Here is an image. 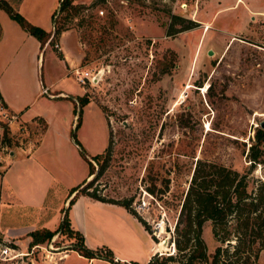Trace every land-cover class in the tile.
<instances>
[{"label": "rangeland", "instance_id": "rangeland-1", "mask_svg": "<svg viewBox=\"0 0 264 264\" xmlns=\"http://www.w3.org/2000/svg\"><path fill=\"white\" fill-rule=\"evenodd\" d=\"M8 1L32 24L44 29L52 24L51 31L54 19L67 14L57 11L59 0ZM231 2L104 0L80 9L64 23L74 40L70 53L80 54L64 77L49 57L54 52L65 58L59 35L41 43L0 7V86L13 90L12 109L18 113L0 91V264H86L69 250L78 237L68 235L65 226L40 243H33L29 232L59 226L63 216L60 220L57 207L70 184L90 167L101 169L108 142L105 169L86 179L89 189L105 199H130L154 241L166 239L167 249L159 245L153 264L172 252L167 264H181L174 225L195 158L243 170L249 165V136L264 117V13L246 6L264 7V0ZM171 14L180 15L183 24L188 19L197 24L168 34ZM49 81L48 94L42 88ZM80 85L89 100L82 105L78 97L76 104L73 100ZM59 88L68 96L51 98ZM74 114L67 134L62 128ZM71 134L81 148L66 142ZM250 175L264 178V166L256 165ZM113 217L106 221L131 238L123 220ZM96 224L101 232L88 229L90 242L100 252L112 250L107 243L115 245V236L109 237L103 222ZM26 226L30 231L19 233ZM202 236L212 254L219 242L210 220ZM257 260L264 264V248Z\"/></svg>", "mask_w": 264, "mask_h": 264}, {"label": "trees", "instance_id": "trees-1", "mask_svg": "<svg viewBox=\"0 0 264 264\" xmlns=\"http://www.w3.org/2000/svg\"><path fill=\"white\" fill-rule=\"evenodd\" d=\"M19 1L17 0V3ZM103 1L92 0L86 4L74 3L73 0H59L57 11L67 9V14L61 21H57L54 19L56 10L53 12V31H47L29 22L21 13L14 9L8 0H0V7L4 8L24 29L28 30L43 43L50 34L55 37L67 29L64 23L69 16L76 14L80 9L94 6ZM182 20L184 19L180 15L171 14V21L167 28L168 34L191 28L197 24V21L192 19L186 20L187 22L183 24ZM177 23L182 24L180 27H175ZM52 38L50 41H52ZM77 97L80 101L79 105L89 101L83 95ZM0 99L4 102L1 94ZM78 124L79 121L76 126ZM71 138L81 148L74 134H71ZM81 150L83 151V149ZM110 152L111 145L108 142L104 153L101 154L105 156L102 160L101 169L95 172L90 167L88 175L91 176L94 173V178L104 171ZM98 156H92V159H99ZM246 157L249 165L243 170L206 158H195L174 225L175 235L173 242L181 264H260L257 260L258 254L264 248V178L251 177L250 175L256 165L264 166V129L260 126H257L253 135L249 136ZM88 161L91 164V161ZM91 184L92 182L84 179L81 183L73 186L69 194L76 191V193L86 194L103 201L120 203L134 213L142 221L146 229L150 231L148 224L130 208V199H105L94 190L89 189ZM74 198L75 194L70 197L68 206L62 209L64 212L63 219L56 229L42 228L41 232L38 233L34 232V230L29 232L35 238L33 243H40L50 239L54 234L62 231L61 226L62 229L65 226V231L68 235L78 237V243L74 244L75 247L73 248L80 254L113 261V254L109 248H106L104 252L89 248L84 243L82 234L70 227L69 208ZM207 220H210L212 234L219 242L212 254L207 251V245L202 236L203 224ZM163 223L161 221L160 232H163ZM226 240H234V242L226 245ZM159 245L163 250L167 249L164 241L160 242ZM173 253H168L162 257L163 261L159 264H167V261L173 259ZM66 255L65 253L64 256ZM155 255L156 253L152 255L148 264H153L152 259ZM129 264L139 263L130 262Z\"/></svg>", "mask_w": 264, "mask_h": 264}, {"label": "crops", "instance_id": "crops-1", "mask_svg": "<svg viewBox=\"0 0 264 264\" xmlns=\"http://www.w3.org/2000/svg\"><path fill=\"white\" fill-rule=\"evenodd\" d=\"M237 1L238 0H235V2H237ZM20 2H21V0L18 3H20ZM234 3L231 2L230 4H232V5H230V6H234L236 4V3L235 4ZM246 4H247L246 6L250 9L249 11L257 12V13H264V7L253 8V7L249 6L250 4L248 2H246ZM253 5H257V4L252 3V6ZM45 30L51 31L52 30V24L49 27L45 28ZM58 39L61 43V47H62L63 53L65 55V58L64 59L60 58L56 53L51 52V51H50L51 53H50L49 57L51 59L55 60L58 64H60L61 69H60L59 75L61 77H64L66 74L67 67L71 66V64L75 63L78 60V58L80 57V54H71L70 53V50H69L70 46L68 45V43L69 42L71 43L74 40H73V36L70 35L69 30H63L59 34ZM41 51L42 50H40L38 52V56H39L38 59H40ZM43 51H44V53L46 52L45 50H43ZM2 85H4V84H2ZM2 85L0 86V91H1L2 95L4 96V98H6L8 100V105L10 106L9 109L13 113L18 114L16 111H14L12 109V107H14V104L12 103V101L14 102V99L16 98L13 90H11L10 87L2 86ZM52 85H53V82L49 81L48 84L43 86L42 89L45 90L46 93L49 94V92H51L50 89H51ZM53 92H54V96H50L51 98H65L68 96V92L65 91L64 89H61V88L54 89ZM78 94L79 95H76V98L73 99L75 101V104L77 101V96H80L83 94V87L82 86H81V90L79 91ZM89 103H91V102H89ZM75 116H76V114L73 115V118L70 122V126L68 127L65 125L62 128V131H66L68 134V131H70L73 128V125L75 123ZM46 123L47 124H46V127L44 129V132L42 133V136L45 133L47 127H49L48 125H50L49 121H46ZM57 136H59V135H57ZM41 137L39 139V142L41 140ZM64 138H65L67 143L74 142L73 139L70 138L68 135H65ZM38 143L33 148V150L37 147ZM33 150L30 153H32ZM88 172L83 174L79 178V181L74 180L76 182L73 184H70L69 192H67L66 195H64L63 206L61 207V209H59V207H57V209L59 210V219L61 220L62 216H63L62 209L65 208L66 206H68L70 197L75 194L74 201L69 208L70 227L72 229L78 230L82 234V236L84 238V243L86 244V246H88L91 249H95L94 245L89 240V235L87 234V231H88V229L91 231H94V232H95V230L100 231V229L97 227L96 222H98V221L103 222L107 227L106 233L109 235V237L112 239V237L115 236V245L111 244L112 243L111 241H109L107 243L108 246L112 247L113 261H109V260H106V259L100 258V257H87V256H84L82 254H79L73 248H71L69 250L75 251L79 257H81L82 259H84V261H86V264H89L90 261L94 262V261H98V260H102V261L107 262L109 264H119V263L128 264V262H137L139 264H148L152 255L159 251V245L157 244V242L154 241L152 234L148 231V229H146L145 225L142 223V221L134 213H132L128 208H126L124 205H122L120 203L103 201L100 199L93 198V197L86 195V194L76 193V191L69 194L70 190L73 186H76L77 184L81 183L84 179H88L91 177L90 175H88ZM112 215L114 216L113 218H116V219L121 218L123 220L124 224L127 225V229L130 233L129 235H131V238L127 237V236H123V234L119 230H117V226L115 223H114V225H110L106 221L109 218H111ZM49 217H51V215ZM43 227H47L46 223L43 224ZM29 228H30L29 226L23 227L19 233L25 232L26 230L30 231ZM48 228H50V227H48ZM12 229H15V228H12ZM12 233H16V232L12 231ZM19 233H17V234H19ZM106 233H104V234H106ZM66 254H68V253H66Z\"/></svg>", "mask_w": 264, "mask_h": 264}, {"label": "water", "instance_id": "water-1", "mask_svg": "<svg viewBox=\"0 0 264 264\" xmlns=\"http://www.w3.org/2000/svg\"><path fill=\"white\" fill-rule=\"evenodd\" d=\"M256 125H258V126H260L261 128L264 129V117H263V119H261V120L259 121V123L256 124ZM163 241L166 243V239H164ZM233 242H234V240H226L225 244L227 245V244H229V243H233ZM173 245H174V242H173Z\"/></svg>", "mask_w": 264, "mask_h": 264}, {"label": "built area", "instance_id": "built-area-1", "mask_svg": "<svg viewBox=\"0 0 264 264\" xmlns=\"http://www.w3.org/2000/svg\"><path fill=\"white\" fill-rule=\"evenodd\" d=\"M56 46L58 45L57 43L55 44ZM82 80V79H81Z\"/></svg>", "mask_w": 264, "mask_h": 264}, {"label": "bare ground", "instance_id": "bare-ground-1", "mask_svg": "<svg viewBox=\"0 0 264 264\" xmlns=\"http://www.w3.org/2000/svg\"><path fill=\"white\" fill-rule=\"evenodd\" d=\"M175 247V246H174Z\"/></svg>", "mask_w": 264, "mask_h": 264}]
</instances>
